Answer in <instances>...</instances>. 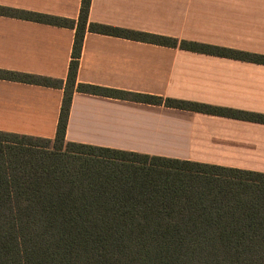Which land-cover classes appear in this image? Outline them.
<instances>
[{"label": "trees", "instance_id": "16d2710c", "mask_svg": "<svg viewBox=\"0 0 264 264\" xmlns=\"http://www.w3.org/2000/svg\"><path fill=\"white\" fill-rule=\"evenodd\" d=\"M1 6L76 27L54 138L0 131V264H264V172L65 139L73 91L264 124V114L77 82L86 31L264 64V55ZM0 78L63 80L0 69Z\"/></svg>", "mask_w": 264, "mask_h": 264}, {"label": "crops", "instance_id": "0c3cea01", "mask_svg": "<svg viewBox=\"0 0 264 264\" xmlns=\"http://www.w3.org/2000/svg\"><path fill=\"white\" fill-rule=\"evenodd\" d=\"M78 21L82 0H0ZM92 22L264 55V0H92ZM76 27L0 15V131L54 138ZM77 82L264 114V64L86 31ZM65 139L264 172V124L73 91Z\"/></svg>", "mask_w": 264, "mask_h": 264}]
</instances>
